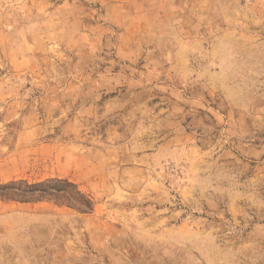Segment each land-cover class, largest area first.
Listing matches in <instances>:
<instances>
[{
  "label": "rangeland",
  "instance_id": "1",
  "mask_svg": "<svg viewBox=\"0 0 264 264\" xmlns=\"http://www.w3.org/2000/svg\"><path fill=\"white\" fill-rule=\"evenodd\" d=\"M25 182L61 198L0 196V264H264V0H0Z\"/></svg>",
  "mask_w": 264,
  "mask_h": 264
},
{
  "label": "trees",
  "instance_id": "2",
  "mask_svg": "<svg viewBox=\"0 0 264 264\" xmlns=\"http://www.w3.org/2000/svg\"><path fill=\"white\" fill-rule=\"evenodd\" d=\"M65 187L71 186L75 187V185L69 181L66 180H61ZM45 183H40V184H29L25 182V187H18L16 188L13 184H0V196H9L13 198H23L24 200L32 199V198H37L39 196H43V194H49L52 195L53 197L60 199L61 196L59 195L60 190L57 189H48L47 187H44ZM37 194V195H36ZM77 195L79 198H81V201H78L79 199H76ZM74 194H72V198L67 197L68 200H71V203L74 202H83L86 204V206L91 205L92 201L89 198H86L85 195H83L80 191L74 190ZM67 196V195H66Z\"/></svg>",
  "mask_w": 264,
  "mask_h": 264
}]
</instances>
